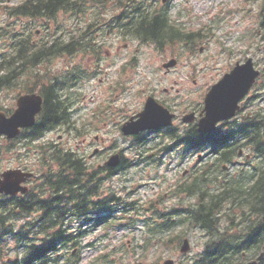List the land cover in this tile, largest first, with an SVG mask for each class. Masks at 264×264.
Here are the masks:
<instances>
[{
  "label": "rangeland",
  "instance_id": "1",
  "mask_svg": "<svg viewBox=\"0 0 264 264\" xmlns=\"http://www.w3.org/2000/svg\"><path fill=\"white\" fill-rule=\"evenodd\" d=\"M20 2L22 0H0V59L13 53V42L5 36L6 31L21 33L27 29L32 32V40L39 43L49 36L48 43H51L54 36H66L70 29H84L90 22V16L83 14L70 16L62 13L55 20L44 22L8 17L4 8ZM170 4L171 20L180 24L184 31L199 36L191 45L179 42L163 45L157 50L154 46L139 45L122 38L119 33L106 36V29H112L106 25L97 38L102 46L99 60L83 52L51 58L49 63L31 69L29 76L21 75L17 87L0 91V111L4 112V109L15 108L22 86H32L36 78L46 76L44 78L49 79L55 75L63 78L73 72L79 77L71 85V92L77 96L72 106L77 129L60 127L34 142L18 140L8 143L0 138V171L17 167L37 171L41 164L37 160L39 151L47 144L85 156L88 166L93 169L119 151L131 163L127 170L102 181L101 195L109 197L114 194L121 200V207L124 203H131L138 209L129 211L131 207H125L102 226L90 227L94 222L69 221L67 228L72 233L80 227L91 230L78 239L77 245L59 251L65 264L78 257L80 264H162L166 259H173L175 264H192L209 239L203 230L185 219L183 211L170 216L180 223L173 230L158 236L152 234L151 222H158L159 214L187 208L195 201V197L175 192L178 185L189 182L185 181L183 172L186 171L187 178H190L191 170L203 165L200 163L202 158L210 162L212 158L209 159V149L184 152L171 148L166 153L163 149L171 145L172 140L162 133L146 136L148 141L142 148L131 137L123 136L119 125L142 109L147 96H153L172 108L179 115L174 126L184 130L188 125L181 122L182 115L202 104L203 94L231 65L252 57L262 70V76L248 94L249 103L246 105L250 108L244 107V112L264 110V0H170ZM170 59H176L177 65L166 73L162 65ZM42 83L47 81L42 80ZM255 94L259 97L250 102ZM94 148L101 151L89 159ZM241 152L243 158L250 156V164L257 163L251 150L242 149ZM243 158L235 160L239 166L230 167L227 172L233 174L241 168ZM216 176L220 177V173L213 177ZM234 216L236 222L238 219ZM37 217L38 214L34 213L8 223H14L18 229ZM227 221L223 216L221 223L227 225ZM45 236L38 237V241ZM183 239L189 241L187 254L179 251ZM7 241L1 245L0 263L13 261L19 255L16 254L15 241L12 238ZM76 247L77 254L72 259L71 251Z\"/></svg>",
  "mask_w": 264,
  "mask_h": 264
},
{
  "label": "trees",
  "instance_id": "2",
  "mask_svg": "<svg viewBox=\"0 0 264 264\" xmlns=\"http://www.w3.org/2000/svg\"><path fill=\"white\" fill-rule=\"evenodd\" d=\"M77 2L80 0H29L8 15L52 19L56 18L60 11L67 8L72 10V4ZM144 18L140 16V19L137 18L134 20L135 23H132V38L141 43H153L158 49L163 45H175L179 42H188L191 45L199 37L185 33L171 23L167 14L158 18L149 16L146 21H143ZM143 23L146 24L144 29L141 28ZM88 43L87 32L83 35L76 34L67 40L54 39L51 44H44L38 48L30 44L27 36L16 41L13 53L0 59V91L4 88L17 87L21 75L29 76L31 69L40 63H49L51 58L69 57L77 52L90 51L93 56L100 57L101 52L90 48ZM44 77L36 78L32 86H22V93L37 92L41 95L43 108L34 126L22 130L18 138L9 142L15 143L17 140L33 142L59 126L73 128L72 125L76 123L70 111L71 98L65 91H68L79 77L74 72L63 78L57 75L49 79ZM42 80H46L47 83L43 84ZM11 111L4 109L6 114H10ZM242 111L243 109L234 121L225 124L226 130L218 128L212 134L203 135L198 134L195 127L191 126L194 128L192 133L188 131L166 134L175 140V145H181L185 150L202 151L209 146L210 154H213L214 158V164L198 172L199 175L194 179L197 186L194 194L197 196V202L191 212L189 211L188 221L203 230L209 239L204 243L203 253L192 264H240L241 252H245L248 258H255L258 251L264 252V110ZM143 139V135L135 137L138 146L145 143ZM244 147L251 148L254 157L260 160L255 165L246 163L229 178L215 179L213 176L221 174L222 164H234L238 150ZM39 153L40 159H50L55 164L48 165L49 169L44 175L40 191L37 193L30 191L18 202L12 199L6 203L19 207L21 215L30 214L36 209L42 213L38 220L29 224L28 228L23 227L18 234V242L25 248L19 264H46V254L56 247L57 241L63 242L67 238L62 226L68 216L88 214L90 209L96 211L111 206L110 200L109 202L92 200V196L98 195L95 176L86 175L81 159L72 152L66 153L56 147L46 146ZM190 188L193 187L188 186L184 191L188 192ZM8 213L13 211H6V214ZM223 216L227 217L228 221L226 226L221 227ZM233 216L238 219L236 222L233 221ZM0 223L3 224L2 220ZM152 224L151 231L156 236L173 228L169 223ZM9 228L6 225V231H10ZM1 229L2 225L0 237L3 235ZM42 233L47 235L48 241L45 245L27 243L34 239L31 235ZM259 264H264V259Z\"/></svg>",
  "mask_w": 264,
  "mask_h": 264
},
{
  "label": "water",
  "instance_id": "3",
  "mask_svg": "<svg viewBox=\"0 0 264 264\" xmlns=\"http://www.w3.org/2000/svg\"><path fill=\"white\" fill-rule=\"evenodd\" d=\"M176 65L175 60L163 65L169 69ZM260 72L254 68L252 59L245 63H237L230 73L214 84L204 97V108L197 121V131L202 134L213 132L216 124L220 121L228 120L235 116L239 110V102L246 96L250 88L255 83ZM17 108L10 116L0 112V136L7 139L15 138L21 128H29L35 122V116L41 111L42 98L36 94L19 96L16 101ZM174 117L168 109L164 108L154 98L146 99L143 110L135 117L125 122L121 131L125 136L137 135L145 130H155L171 125ZM194 113L183 117V122L192 123L196 121ZM119 162V157L114 155L107 162L108 166L115 167ZM32 174L23 172L20 169H9L0 173V192L15 194L17 191H24L20 183L31 177ZM188 240L185 239L180 248V252L185 254L189 251ZM263 254L257 260L247 264H257ZM163 264H174L173 260H166Z\"/></svg>",
  "mask_w": 264,
  "mask_h": 264
},
{
  "label": "flooded vegetation",
  "instance_id": "4",
  "mask_svg": "<svg viewBox=\"0 0 264 264\" xmlns=\"http://www.w3.org/2000/svg\"><path fill=\"white\" fill-rule=\"evenodd\" d=\"M147 2H152L153 3V5H154V7L155 6H157L158 4H157V0H146ZM65 2V1H64ZM163 3H165V0H163ZM111 4H112V9H111V15H113V18L111 19V22H113V24L111 25V27H112V29H107L106 30V32H107V34L109 35V37L111 36V34L112 33H116V32H119V33H124L125 32V30H117V27H118V25H116L115 23H116V20H117V17H118V14L121 12V14L120 15H123V10L122 9H119L118 7H119V5L121 4V2L120 1H118V0H112L111 1ZM72 8L74 9V11L76 10L75 9V7L77 6V10H76V12H80L81 10H82V8H83V4L81 3V2H77V4H72ZM163 6V5H162ZM65 8H67V7H65ZM160 8L158 7L157 8V10H159ZM63 12L65 13V14H68V15H70L72 12L70 11V9H65V10H63ZM62 12V13H63ZM127 12H129V15H133V13H134V9L132 8V6H129V8L127 9ZM70 16H73L72 14L70 15ZM159 16H157V18H158ZM145 18H147V15L145 16ZM143 21H146V20H143ZM106 25V24H105ZM103 26H100L99 28H102ZM144 28H146V24H144L143 23V26H142V29H144ZM38 34V32L36 33V35ZM95 37H99V35H95ZM40 42L41 41H39V43L38 42H36V40H33L32 41V45L33 46H35V47H37L38 48V46L40 45ZM193 130H194V128H190L189 129V131L192 133L193 132ZM196 130V129H195ZM96 139H98L97 137H96ZM100 151H101V149H100ZM99 150L98 151H96V153L97 154H99V152H100ZM89 159H91V157H88ZM107 159H108V157L105 159V160H103V163L101 164V165H98L97 167H96V169H93V168H90L89 166H88V160L86 159V158H84L83 160H81L82 161V164H83V167H84V171L86 172V175L87 176H89L90 174L89 173H91L92 171H95V172H97V174H95L94 176H95V181H99V180H101V178H102V175L100 174V171H104V173H105V175L104 176H108V174H110V173H112L113 172V170L111 169V168H108V167H106L105 166V163H106V161H107ZM92 169V170H91ZM114 172H116V170L114 171ZM42 176V174H40V177ZM184 176H185V174H184ZM39 177V178H40ZM39 178H37V176H35L34 178H32L31 180H28L27 182H26V184L28 185V184H32L33 182H36L37 181V179H39ZM0 197H2L1 199H0V206H1V210H5V205H6V198H4V195H0ZM9 199H11V198H9ZM21 199V194L20 193H17L16 195H15V197H14V202H18L19 200ZM11 208V207H10ZM79 209V208H78ZM179 211H182V209H174V210H171V211H169V212H163V214H164V216L165 215H169V214H172V213H177V212H179ZM95 212V211H94ZM14 213L16 214V213H20V208L19 207H17L16 205H14ZM2 219H1V217H0V221H1ZM2 224L0 223V226H1ZM67 241H69L70 242V240H65L64 242L66 243ZM76 251H77V248H76V250H73L72 251V254L74 255V256H76ZM242 257H243V259H245V254L243 253L242 254ZM62 262V261H61ZM247 262V261H246ZM48 264H54L53 262H49ZM68 264V263H67ZM80 264V263H79Z\"/></svg>",
  "mask_w": 264,
  "mask_h": 264
}]
</instances>
